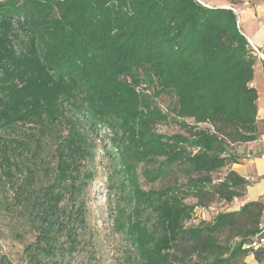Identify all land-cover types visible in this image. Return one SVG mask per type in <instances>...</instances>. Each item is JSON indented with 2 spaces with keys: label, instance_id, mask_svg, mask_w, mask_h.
<instances>
[{
  "label": "trees",
  "instance_id": "1",
  "mask_svg": "<svg viewBox=\"0 0 264 264\" xmlns=\"http://www.w3.org/2000/svg\"><path fill=\"white\" fill-rule=\"evenodd\" d=\"M256 58L234 10L199 0H0V130L13 136L0 137L3 151L56 146L50 182L16 189L33 209L27 264L56 257L61 235L73 242L70 224H86L82 120L108 130L126 264L261 260L264 202L211 209L248 184L227 167L242 161L236 145L258 137ZM169 123L181 130L159 131ZM141 177L163 184L145 189Z\"/></svg>",
  "mask_w": 264,
  "mask_h": 264
},
{
  "label": "rangeland",
  "instance_id": "2",
  "mask_svg": "<svg viewBox=\"0 0 264 264\" xmlns=\"http://www.w3.org/2000/svg\"><path fill=\"white\" fill-rule=\"evenodd\" d=\"M162 103H167V100H162ZM82 122L83 130L91 146V154L82 160L81 170L93 174L92 178L88 179L80 199L86 212V224L73 221L70 224L74 228L72 244L69 242L67 233H64L60 236L62 250L56 257L45 259L44 262L45 264H126V254L130 251L131 245L115 226L116 207L118 204H124V194L117 183L112 154L108 152L109 140L105 138L108 130L102 129L99 133L93 130L87 121L82 120ZM158 129L166 134L181 130L175 123L162 125ZM64 130L67 132L66 128ZM0 137L13 138L2 130H0ZM1 138L0 264H27V245L35 240L36 232L32 224L33 209L30 200L24 194L16 198V189L24 181H30L35 188L50 182L57 161L56 146L49 140L40 151L33 144L28 150L22 151L13 143L6 155ZM226 171L227 169L224 168L213 175L217 178ZM141 183L145 189L158 188L163 184L161 182L147 183L142 177ZM188 201L196 200L189 198ZM262 201L264 202V198ZM211 204L213 212L235 210L241 207L237 203V198L230 203H220L215 200ZM198 213L201 218L210 219L211 217L208 211ZM258 252L261 260L255 256V253H251L245 258V264H264V246Z\"/></svg>",
  "mask_w": 264,
  "mask_h": 264
},
{
  "label": "crops",
  "instance_id": "3",
  "mask_svg": "<svg viewBox=\"0 0 264 264\" xmlns=\"http://www.w3.org/2000/svg\"><path fill=\"white\" fill-rule=\"evenodd\" d=\"M208 6L231 8L237 14L239 27L251 46H256L255 75L252 85L258 90V137L236 145L242 161L233 163L228 170L237 171L248 184L244 194L237 198L242 206L247 201L264 198V0H202ZM239 206V207H240Z\"/></svg>",
  "mask_w": 264,
  "mask_h": 264
},
{
  "label": "built area",
  "instance_id": "4",
  "mask_svg": "<svg viewBox=\"0 0 264 264\" xmlns=\"http://www.w3.org/2000/svg\"><path fill=\"white\" fill-rule=\"evenodd\" d=\"M202 2V0H199ZM203 3V2H202ZM253 48V52L254 54H260V50L256 47V46H252ZM264 245V237H261L259 239H257L254 243H253V246L257 249L259 248L260 246H263Z\"/></svg>",
  "mask_w": 264,
  "mask_h": 264
}]
</instances>
